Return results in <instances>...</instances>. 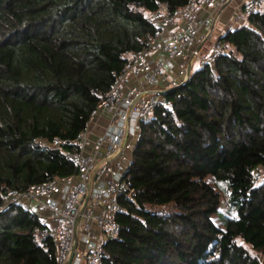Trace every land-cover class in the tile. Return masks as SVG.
<instances>
[{
  "label": "trees",
  "instance_id": "16d2710c",
  "mask_svg": "<svg viewBox=\"0 0 264 264\" xmlns=\"http://www.w3.org/2000/svg\"><path fill=\"white\" fill-rule=\"evenodd\" d=\"M191 1L0 0V197L76 172L65 151L129 57L148 47V14ZM219 39L229 50L142 121L126 176L136 203L121 199L103 264H264V181L254 174L264 165V6ZM56 138L61 148L49 144ZM207 177L223 185L234 216L221 213ZM41 226L22 206L1 212L0 264H57Z\"/></svg>",
  "mask_w": 264,
  "mask_h": 264
},
{
  "label": "built area",
  "instance_id": "2783aa9c",
  "mask_svg": "<svg viewBox=\"0 0 264 264\" xmlns=\"http://www.w3.org/2000/svg\"><path fill=\"white\" fill-rule=\"evenodd\" d=\"M234 0H192L173 12H150L155 32L148 47L133 53L112 90L93 110L85 130L65 151L76 172L55 176L25 190L10 189L0 197V213L10 205L22 206L43 226L39 238L51 236L57 264H103L105 243L117 235V216L126 208L122 198L136 203L127 174L142 136V121L149 118L164 93L185 83L195 65L201 67L225 52L215 27ZM246 17L261 10L264 0H243ZM234 28V27H230ZM199 47V48H198ZM56 138L49 144L61 148Z\"/></svg>",
  "mask_w": 264,
  "mask_h": 264
},
{
  "label": "rangeland",
  "instance_id": "374dc122",
  "mask_svg": "<svg viewBox=\"0 0 264 264\" xmlns=\"http://www.w3.org/2000/svg\"><path fill=\"white\" fill-rule=\"evenodd\" d=\"M243 3V0H234L229 6H227L223 13L220 15L219 20L217 22V25L215 27V33L213 35V40H210L206 43L207 46H211L214 39L217 38V36L223 34L224 32L228 31L230 27H237L239 25L244 24L246 19L241 16V4ZM149 15V14H148ZM246 17V16H245ZM226 50H229V46L227 45ZM199 66L195 65L194 68H198ZM194 70V69H193ZM254 174L257 178V182L264 181V165L259 166L255 171ZM207 182L213 185L218 191L221 192L222 199L220 203V211L221 213L227 214L229 216H234L236 214V211L229 208L228 203V195L226 194V190L224 189L223 185L216 182L213 178L207 177ZM214 219L219 223L221 226H223V220L219 216V214L213 215ZM239 242L244 244L245 246H249L246 244L242 239H239ZM251 251L254 254H259L258 252L251 249ZM260 255V254H259ZM262 261L264 262L263 256H261Z\"/></svg>",
  "mask_w": 264,
  "mask_h": 264
},
{
  "label": "crops",
  "instance_id": "0c3cea01",
  "mask_svg": "<svg viewBox=\"0 0 264 264\" xmlns=\"http://www.w3.org/2000/svg\"><path fill=\"white\" fill-rule=\"evenodd\" d=\"M241 16L244 17V19H246V21L244 22V23H246L248 17H245L244 14H243V15L241 14ZM219 36H220V35H219Z\"/></svg>",
  "mask_w": 264,
  "mask_h": 264
},
{
  "label": "water",
  "instance_id": "95a60500",
  "mask_svg": "<svg viewBox=\"0 0 264 264\" xmlns=\"http://www.w3.org/2000/svg\"><path fill=\"white\" fill-rule=\"evenodd\" d=\"M199 48V47H198ZM67 264H70V262H68Z\"/></svg>",
  "mask_w": 264,
  "mask_h": 264
}]
</instances>
